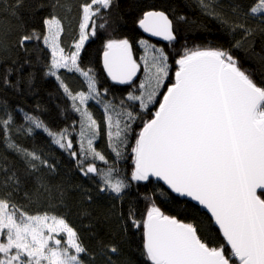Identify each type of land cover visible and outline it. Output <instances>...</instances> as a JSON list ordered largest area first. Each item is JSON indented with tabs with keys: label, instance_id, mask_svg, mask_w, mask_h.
Masks as SVG:
<instances>
[{
	"label": "snow or ice",
	"instance_id": "obj_1",
	"mask_svg": "<svg viewBox=\"0 0 264 264\" xmlns=\"http://www.w3.org/2000/svg\"><path fill=\"white\" fill-rule=\"evenodd\" d=\"M199 4L208 15L223 19L216 10L217 0H199ZM115 6V0L82 3L78 38L66 51L61 41L65 24L56 9L70 12L67 3H0V22L5 15L15 20L0 30V142L25 161L21 170L0 156V264H97V258L102 264H134L120 244L99 237L101 218L84 206L101 195L110 201L102 217L105 223L116 221L126 241L140 233L144 264H264V56L259 69H245L231 50L181 44L182 51L170 63L169 52L148 39L136 41L141 49L138 56L132 40L110 37L103 45V68L114 86H126L117 94L101 88L93 69L81 66L86 42L120 22L110 12L107 17L102 14ZM230 7L238 17L232 31L243 33L232 47L240 49L248 41L251 48L257 32L264 34V0L247 5L233 0ZM42 10L47 14L42 15ZM170 15L155 8L145 11L138 19L139 28L175 46L180 36L174 20L187 22V18ZM37 41L50 51L47 61L40 49L30 47ZM61 70L78 74L84 90L70 88ZM257 71L259 80L253 78ZM140 74L143 79H138ZM48 78L55 79L60 95L69 102L58 105L57 114L71 112L78 118L54 130L34 114L49 111L37 103L32 113L18 108L26 122L19 123L18 106L6 93L37 96ZM90 102L103 116L111 161L95 147L101 121ZM37 129L67 153L92 187L51 183L57 165L42 151L17 142V134L31 136ZM128 158L130 171L121 166ZM98 161L104 166L98 167ZM154 178L166 190L157 184L141 194L139 188L152 184ZM72 192L81 194L77 217L82 229L96 239L95 251L67 218ZM17 196L26 204L15 203ZM140 200L147 201L142 214ZM191 202L210 214L207 220L199 217ZM161 203L170 211L163 210ZM32 204L46 210L30 214L25 208ZM217 231L223 244L214 242Z\"/></svg>",
	"mask_w": 264,
	"mask_h": 264
},
{
	"label": "trees",
	"instance_id": "obj_2",
	"mask_svg": "<svg viewBox=\"0 0 264 264\" xmlns=\"http://www.w3.org/2000/svg\"><path fill=\"white\" fill-rule=\"evenodd\" d=\"M88 2V0H61V3H67L71 8L69 12L67 8H57L56 14L63 20L65 24V33L61 36L62 46L65 47L66 51L70 48L71 44L78 38V25L82 17L80 5ZM241 3L247 5L251 0H240ZM0 3H10V0H0ZM116 5L102 14L107 17L108 12L111 13L112 18L119 19L118 24H114L112 27H107L104 30H99L97 37L90 38L85 45V53H82L81 66L87 70L91 68L96 75L99 86L101 88H110L117 94L121 90H127L126 86H114V84L108 78L105 69L103 68V45L108 38H129L134 42V51L139 56L141 53L140 46L136 41L139 39H148L150 43L155 44L157 47H163L165 51L170 54V63L172 62L171 57H174L178 52H181V44H186L189 48L199 47H216L223 48L232 51V54L240 61L241 67L245 69L257 70L261 67L260 57L264 56V34L257 32L253 46L247 47L248 41H243V46L240 49L233 48V44L237 40H241L243 33L240 31H232V24L238 20V17L231 11L230 5L233 0H217V12L221 13L223 19L214 18L208 15L200 6L199 0H115ZM155 8L156 10H164L166 13H172L174 16H184L187 18V22L174 20L176 30L179 32L180 43L173 46L167 41L157 42L148 38L138 25V19L142 18L143 12ZM2 11V10H0ZM42 15L47 14V10H42ZM23 15L27 18L28 13L23 12ZM170 15V18H173ZM224 21H227L225 23ZM15 23L14 18L5 15L2 22H0V30L7 29ZM101 23L97 20V24ZM248 23L253 27H256L257 22L254 19L249 18ZM36 27H40L37 23ZM248 40H253L249 37ZM31 48H38L41 50L42 57L47 61L49 58L50 51L42 44L37 41L30 45ZM258 54V55H257ZM175 66L173 65V72ZM61 74L66 78V82L69 83L70 88L73 90H84V85L81 83L82 78L78 74H68L65 70H61ZM261 73L258 71L254 75V79L259 80ZM138 79H143V75L140 74ZM172 82L170 76L168 83ZM51 94V98H50ZM7 98L11 104L17 107H24L26 111L33 112L37 103L45 104L49 111L46 113H40L36 110L34 114L40 115L41 118L49 124L54 130H59L68 124L75 121L78 117L77 114L67 112L61 115L57 114L58 105H67L69 102L60 95V90L57 88V82L54 78L46 79L41 88L39 95L32 96L28 95L25 97L16 96L11 92L6 93ZM94 102H90L89 107L93 109L94 115L98 120L101 121V135L99 140L96 142L95 147L102 151L108 159L112 160V154L106 143V137L104 135L103 116L99 108H93ZM155 111V108L152 109ZM147 118V117H146ZM17 121L21 124L26 123L23 120V114L18 112ZM136 130L139 131V126ZM17 142L29 150L42 151L43 154L49 158L51 163L57 165L56 171L50 174V180L53 185L63 184L68 186L70 184H82L85 187H92V184L87 178H84L75 169L74 162L68 157L67 153L59 149L58 146L51 143V139L47 137V134L43 133L42 130L37 129L31 136H23L17 134ZM77 137L74 136V143ZM0 156H6L8 162L14 167L23 170L25 168L24 159L17 153L6 148L2 142H0ZM131 158L121 162V166L126 170L130 171ZM98 167H103L102 162H97ZM159 184L164 187L160 182L153 180V183L147 187H140L139 192L141 194L145 192H151L153 187ZM165 188V187H164ZM166 190V188H165ZM69 204L72 205V211L67 217L69 223L81 231L82 239L90 250L95 251L96 239L91 237L86 229H82L80 219L77 217L79 206L76 201L80 199L81 194L79 192H72ZM15 203L24 205L26 201L16 197ZM109 199L105 195L96 197L93 204L84 205L89 207L94 216H98L101 219L97 224L98 235L105 242L112 241L120 244V247L124 250V254L134 262V264H144L143 258L139 254V246L142 243V237L139 232L135 233V236L130 240H123L121 234L117 229V222L112 220L105 223L103 221V214L109 206ZM111 203H115L112 201ZM196 211L201 219L207 220L209 216L202 208L196 206ZM147 206V201L140 200L138 211L143 213ZM163 210L170 211L169 205L161 203L160 205ZM30 214H36L39 211L46 210L41 204H32L25 208ZM59 214V213H57ZM174 214V212H170ZM195 214V213H194ZM186 219H190L189 214H185ZM87 223V220H84ZM135 231V230H134ZM215 231V229H214ZM216 245L223 244L222 235L217 231L214 237ZM227 251V249H226ZM115 260H119L118 257H113ZM97 264H102V261L97 258Z\"/></svg>",
	"mask_w": 264,
	"mask_h": 264
},
{
	"label": "water",
	"instance_id": "obj_3",
	"mask_svg": "<svg viewBox=\"0 0 264 264\" xmlns=\"http://www.w3.org/2000/svg\"><path fill=\"white\" fill-rule=\"evenodd\" d=\"M143 31V30H142ZM148 38H150V39H152V40H154V41H157V42H162V41H164L162 38H160V37H152L150 34H148V33H144ZM106 71V70H105ZM106 74H107V72H106ZM109 78V77H108ZM110 79V78H109ZM110 81H111V79H110ZM112 82V81H111ZM113 84H114V82H112ZM153 180H155V178L153 179ZM156 181V180H155ZM158 182V181H157ZM161 184H162V182H160ZM163 185V184H162ZM164 186V185H163ZM165 188H166V186H164ZM191 203H193V204H195L196 205V202H191ZM196 206H198V207H200V208H202L203 209V207L202 206H199V205H196ZM206 213H207V211L205 210V209H203ZM208 215H210L209 213H207ZM222 235V234H221Z\"/></svg>",
	"mask_w": 264,
	"mask_h": 264
},
{
	"label": "rangeland",
	"instance_id": "obj_4",
	"mask_svg": "<svg viewBox=\"0 0 264 264\" xmlns=\"http://www.w3.org/2000/svg\"><path fill=\"white\" fill-rule=\"evenodd\" d=\"M87 42H88V41H87ZM87 42H86V43H87ZM71 45H72V44H71ZM85 45H86V44H85Z\"/></svg>",
	"mask_w": 264,
	"mask_h": 264
}]
</instances>
